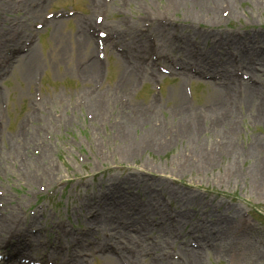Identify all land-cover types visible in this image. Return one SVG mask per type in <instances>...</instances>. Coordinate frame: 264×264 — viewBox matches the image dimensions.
<instances>
[{
	"label": "rangeland",
	"instance_id": "1",
	"mask_svg": "<svg viewBox=\"0 0 264 264\" xmlns=\"http://www.w3.org/2000/svg\"><path fill=\"white\" fill-rule=\"evenodd\" d=\"M206 2L204 7L189 2L177 10H170L165 6L166 0H144L141 4L132 0H112L105 26L120 30L124 35L129 29L123 25V15L138 14L140 17L150 12L154 17H160L164 14L168 19L161 25L164 29L171 28V32L165 30L156 35L161 54H173L182 60L194 59L207 73H218L224 68L221 65L212 68L213 61L210 58L205 60L203 55L207 50H212L211 55L215 57L227 52L231 58V73L234 71L235 55H238L240 64L252 73L264 72V0H231L230 5L225 0ZM92 3L93 0H45L44 3L40 0H0V92H4L0 95V103L3 99L8 101L9 117L7 115L6 120L11 119L3 141H0V155L6 152L8 137H12L14 132L22 133L26 116L34 111L36 104L40 112L33 116L30 124L33 127L30 129L41 135L36 142L26 141L24 147L20 143H13L4 161L0 157V190L7 191L12 206H15L12 193L19 194L28 213L29 209H36L37 203L50 201L43 216L37 211L35 216L28 215L27 219L19 216L16 221L23 226L33 219L34 227L39 226L40 230L30 237H26V233L31 229L25 231L17 228L15 231L25 235L23 240L26 243L34 238L42 242L45 249L61 241L57 251H63V257L57 258L55 264L68 256L64 252L66 246L74 256L82 250L97 253L88 264H104L100 258L102 254L98 253L101 245L98 243L106 242L105 245L116 243L124 251V259H131L135 264H194L191 254L184 253L183 260L175 261L161 252L166 254L170 247L178 248L174 242L179 236L189 241L193 237L192 227H196L198 238L210 237L213 242L199 264H264V120L245 114L242 97L246 95L249 85L234 83V74L231 80L226 77L220 79L223 84L197 77L194 78V99L189 104L184 90L186 77L161 75L155 80L143 81L139 77V84L119 91L109 103L106 104L103 99L96 100L95 107L97 104L101 109V104H105L106 108L95 114L96 111L90 110L94 97L91 88L98 75L94 71L90 75L82 70L87 57L94 53V43L84 55L79 56L76 52L75 39L82 33V23L77 18H70L50 21L38 31L32 26L33 22L42 19L45 10L79 6L89 12L94 11ZM120 3L128 5L125 13L119 9ZM35 4L40 5V9L34 8ZM186 8L189 9L188 13L202 12L203 15L190 23L184 14ZM29 10H39V13L31 16ZM214 11L218 18L211 21L208 15ZM184 18L188 24L180 21ZM139 20L136 25H139ZM182 26H185L183 33L189 34V39L181 36ZM199 33L208 35L207 39L200 37ZM30 34L35 35L33 48L37 59L25 74L20 66L24 56L15 59L12 49L17 45L22 46ZM128 45L131 53L138 52L135 43L129 42ZM198 49L201 54H198ZM116 61L117 56L110 53L107 78L102 89L98 90L102 92V98L107 87L119 90L122 74L129 69L126 64L118 68ZM37 70L43 73L40 101L34 97L33 77ZM260 80L264 82L263 74ZM162 81L163 90L159 96L156 90ZM168 84L180 86L183 103L195 107L203 103H208L209 107L218 104L206 100L212 86H232L236 98L228 99L234 100L233 103L228 102L227 107L217 112L222 118L230 115L231 120L218 128H208L217 119L204 116L206 121L199 142L187 140L180 129L167 123L164 129L171 137L170 145L161 150L152 145L153 124L146 120L143 126L130 134L140 142L138 150L132 155L124 154L127 144L113 132L109 107H117L114 104L124 103L121 98H126L127 102L121 105H125L127 112L134 115L138 112L135 103L145 104L150 111L154 110L151 101L157 100L161 102V111L158 112V109L155 114L174 122L179 119L180 112L171 106L175 105V100L167 99ZM72 91L74 94L70 95ZM82 96L80 102L87 105L75 109ZM230 104L231 109H228ZM72 111L75 117L66 122ZM46 113L51 114L55 123L47 124ZM235 114L239 116L235 117ZM59 115L63 116L60 118ZM88 115L92 117L88 118ZM224 133L231 134L233 142L230 143L234 145L221 156H214L213 163L208 164V158L200 160L190 149L197 147L200 150L210 144L223 152L227 149ZM144 139L146 142L142 141ZM44 149L50 154L49 158L43 157ZM36 157H40L41 161H36ZM235 168L239 174L235 173ZM30 171L34 173L30 174ZM50 177L53 181L63 179L67 184L58 185L52 197L42 200L44 193L40 191V184L53 186ZM81 180L85 183L80 185ZM153 181L159 182L155 189L150 190ZM161 182H165L164 185ZM104 195H107L108 201L102 199ZM119 200L131 201L135 206L152 212V216L164 218L163 222H166L160 228H165L169 235L163 248L156 249L149 238L159 235L164 242L161 229L155 224L147 229L141 227L144 222L134 221L132 211L126 210L129 207L124 204L119 205ZM53 204L57 205L54 210L50 208ZM245 210L249 213L244 216ZM90 213H95V217L89 220L86 230L84 228ZM172 213L177 219L167 223ZM232 213L239 230L222 223V219ZM4 219L16 223L13 222L14 218L5 216ZM52 220H57L58 224L55 225ZM202 224L208 225V232L200 228ZM9 234H12L11 230L2 232L1 240L7 239ZM32 254H36L35 250ZM19 255H24V252ZM38 255H44V251Z\"/></svg>",
	"mask_w": 264,
	"mask_h": 264
},
{
	"label": "bare ground",
	"instance_id": "2",
	"mask_svg": "<svg viewBox=\"0 0 264 264\" xmlns=\"http://www.w3.org/2000/svg\"><path fill=\"white\" fill-rule=\"evenodd\" d=\"M133 2H135L136 4H141V2H143L144 0H132ZM228 4L230 5L231 0H225ZM189 2H191L193 5L198 6L200 5L201 7H204L208 2H206V0H166V7L171 9H179L181 7H183L184 5L189 4ZM128 5H124V4H119V9L121 10V12L123 11L125 13V8ZM6 7V6H5ZM200 10H202V8H200ZM189 9H185L184 14L187 16L188 19H190V23L193 19L200 17L202 14V12H196V13H188ZM31 16H34L37 14L38 10H29ZM131 16V17H130ZM127 15L125 14V19H128L129 22V26L131 27L130 32L131 35L134 36V31L135 29H137V22L138 19L140 18L138 14H133V16L130 14ZM145 17L146 21H152L151 24L149 25L150 30L153 28V30L157 33L160 34L163 31H169L171 32V28L166 27L165 29L160 26L159 24H156L154 18L149 14V12H147L142 18ZM209 19L211 21H215L217 20L218 16L216 14V11H214L213 13H209L208 15ZM141 18V19H142ZM63 20V19H62ZM186 18H184L183 23H185ZM140 21V20H139ZM155 22V24H154ZM141 23V22H140ZM89 24L91 26H93L94 28L97 27V24L93 23L91 20L89 21ZM154 24V25H153ZM186 24H188L186 22ZM183 28H185V26H182L181 28V36L182 37H186L185 39H189L190 36L189 34H184L183 33ZM55 31V30H53ZM192 32H194L193 30H191ZM194 34H198L197 32H194ZM199 36L207 39L208 35L205 34H200ZM76 41V52L79 54V56L84 55V53L86 52L87 49H89V47L91 46V43L93 42V36L91 34H89L88 32H86L85 30H82V33H80V35L78 37H76L75 39ZM34 44L30 46L29 51L23 55H19V57L24 56V61H20V66L23 67L24 73L27 74L28 72V67L32 64V62H35L37 59V54L36 51L34 50ZM212 50H207V56L212 57L213 55ZM214 54V53H213ZM263 53H261L262 55ZM221 57V58H220ZM219 58L221 60L218 61H222L224 64L228 65V67H231L230 64V60L229 58L226 56V54L221 53V55L219 56ZM118 63L120 64V67H122L123 65H128V66H132L133 67V71L131 72L128 81L123 84L121 86L122 90H125L129 85H133L136 84L138 82V78H139V74L141 75H145L146 74V69L142 66L137 65L135 62H129V60L127 58H125L123 55L119 56L118 58ZM84 72H86L87 74H91L94 72L97 73L98 70V60L95 58V60H91L88 64L84 65L83 69ZM227 72L230 73V69L227 68ZM149 78L153 79V78H157L158 74L155 71H152L151 73H149ZM231 75V73H230ZM258 76V75H257ZM217 84V82H214ZM221 84V83H219ZM246 91V95L244 97H242L243 99V103H244V107H245V114H248L250 116H253L254 118L257 119H262L264 120V84L258 85V86H253L250 84ZM259 90V91H258ZM234 89L232 86H212V90L210 92H208L209 94L207 95V99L208 101H213V103H218L216 105L210 106L208 103H203L198 107H195L194 105L188 106V104H186L185 102L183 103V99L184 96L182 94L181 88L180 86H173L171 84L167 85V95L169 96L167 99H174L175 100V105L171 104V106H173L175 109H178L180 112V117L178 120H174V122H170L166 117L164 118H160L158 115L155 114V112L160 109L161 107V102L160 101H155L152 100V106L154 107V110H150L148 111L145 108V104L143 103H135V105H138V112L137 114H129L125 108V105H121L120 103H116L117 107H113L110 106L108 109V114H109V121L111 123V126L113 128V132H115L118 136H120V141L124 142L125 144H127V147H125V153L126 155H132V153H134V151L136 152L138 149V145L140 144V142L133 137L132 135H130L133 131H135V129H137L139 126H143L146 123V120L150 121L153 124V128L151 127L152 130V145L156 146L158 149H163L167 146L170 145V140L171 137L168 136V133L166 132V130L164 129L167 123H172L174 126H176L178 129H180V131L185 134L184 137H187L189 141L192 140H196L197 142H199V137L200 134L203 131V126L205 125V117L206 115L208 116H214L217 121L215 120V124L211 127L208 128H218L221 124H224L225 122H228L231 120L230 115H227L226 117L222 118L219 117L217 112L220 108L223 107H227V103H233L234 100H228V99H235V95H234ZM29 92V90H28ZM3 90L0 92V95L3 94ZM106 93H107V99H114V96L116 95V92L114 91L113 87H107L106 89ZM74 92L72 91L70 93V95H73ZM101 95L96 94L93 97V100L90 102L92 103L91 105V110L96 111V107H95V102L96 100L100 99ZM106 99V98H104ZM238 99V98H237ZM168 102V101H166ZM233 108V105H232ZM228 109H231V104L230 107L228 106ZM161 111L158 110V112ZM239 114H235V117H238ZM68 118L66 119L67 121H72L73 118L75 117V113L72 111L70 116H67ZM8 121V125L10 124L11 119H7ZM46 122L47 124L51 125L53 123H55V121L52 119L51 114L50 113H46ZM207 128V129H208ZM20 133V131H19ZM41 136L40 134L38 135L37 132L34 131V129H29V131L25 134V135H21L18 134L16 132H14L12 134V137H8L7 139V149L6 152L1 153L0 157L1 159L6 158V156L8 154H10L11 152V148L13 143L17 142L20 143L22 147L25 146L26 141H30V142H36L35 140H38L39 137ZM149 136V135H146ZM151 137V136H149ZM223 137L225 138L224 142L226 144L227 149H224L223 152H219L220 149H216L214 146L207 144L203 147H201V149L199 150L197 147L195 148H190L192 149L191 151L193 152L194 155L199 156L200 160L201 159H206L208 158V164L210 162L213 163V157H217V156H221L224 152H226L228 150V147H231L233 145H231L230 142H233V140L231 139V134L229 133H224ZM140 140V138H139ZM41 141V140H40ZM144 142H146V140H142ZM154 141V142H153ZM200 144V143H199ZM198 144V145H199ZM44 154L43 157L49 158L50 154H48L47 150L44 149L43 150ZM230 153V152H229ZM221 154V155H220ZM36 161H41L40 157H36ZM4 163V162H3ZM206 162H204L205 164ZM34 172L30 171V174H33ZM235 173L239 174V171L237 170V168H235ZM55 173H52V176H54ZM159 181H153L150 186L149 189L153 190L156 188L157 184ZM165 182H161V185H164ZM106 201H108V197L105 196L104 198ZM119 205H123L126 207L128 206L129 208H127L126 210H130L132 211V215L131 218L134 221L139 222V220H142L144 222V225H142V227L144 229H147L149 227H151V221L153 220V216L152 214L147 210V209H141L138 206H135L133 204V202L131 201H118ZM8 214L11 216H16V211L12 206H8ZM236 217L234 216V214H228L225 216L224 219H222V223L229 226L231 229L234 230H239L237 227V223H236ZM201 227L206 230L209 231V228L207 225H201ZM15 228V226L13 227L11 224L7 223L6 221H4L3 218H0V247H6L2 241H1V233L9 230V229H13ZM240 228V227H239ZM16 243L23 245L20 246V249L23 250H30L29 246H26V244L22 243V240L20 238V236H17V239L15 241ZM162 245H166L163 244L162 242H155L154 246L157 248H160ZM15 246V245H14ZM35 245H32V248H34ZM179 247L180 250L183 253H188L191 254L194 259H195V263L194 264H199L200 261L202 259H205V252L204 249H194L190 246H188L187 244H185L183 241H181L179 243ZM7 248V247H6ZM14 249V248H13ZM102 250L104 251L103 255L100 256V258L104 261V264H118L119 259L118 257L114 256L111 254V250L105 246L104 248H102ZM164 261V260H163ZM76 262L78 263H83V259L77 260ZM164 263H166V261H164Z\"/></svg>",
	"mask_w": 264,
	"mask_h": 264
}]
</instances>
